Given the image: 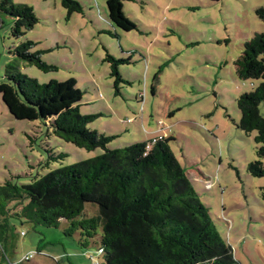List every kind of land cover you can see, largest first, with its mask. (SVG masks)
I'll return each instance as SVG.
<instances>
[{"label": "rangeland", "instance_id": "1", "mask_svg": "<svg viewBox=\"0 0 264 264\" xmlns=\"http://www.w3.org/2000/svg\"><path fill=\"white\" fill-rule=\"evenodd\" d=\"M82 13L68 15L58 0H13L31 7L37 24L20 39L10 30L13 18L0 12V83L12 60L9 51L31 41V53L55 70L44 73L20 63L19 73L40 85L73 79L82 93L79 113L97 115L87 128L114 137L109 149L172 138L170 150L193 190L210 213L217 232L240 264H264L263 178H253L255 132L237 128V99L262 82L240 80L234 63L243 46L264 32L255 10L264 0H121L120 16L107 0H76ZM106 52L128 59L119 66L115 95ZM264 117V104L259 107ZM169 114H172L171 116ZM65 154L45 166L47 151ZM47 137L40 122L18 121L0 97V185L27 184L57 168L101 155ZM84 214L97 216L86 204ZM12 230L1 242L0 264H99L101 230L83 246L78 233L58 227L9 220ZM26 256H31L25 261Z\"/></svg>", "mask_w": 264, "mask_h": 264}, {"label": "trees", "instance_id": "2", "mask_svg": "<svg viewBox=\"0 0 264 264\" xmlns=\"http://www.w3.org/2000/svg\"><path fill=\"white\" fill-rule=\"evenodd\" d=\"M58 1L68 15L82 13L76 0ZM120 1L107 2L112 18L117 17L115 11L120 16ZM0 12L13 18L10 34L14 39L23 37L38 22L31 7L15 6L13 0H0ZM255 14L264 26V7ZM33 46L25 41L9 51L12 60L0 83V97L9 114L18 121L40 122L47 137L53 135L79 149H101L103 153L27 184L7 180L0 185V244L12 230L10 219L48 228L64 221L65 235L78 233L83 246L101 230L98 251L103 259L99 264H240L170 150L173 139L109 149L114 137L87 128L97 115L79 113L82 93L73 79L40 85L19 73L20 63L44 73L55 70L41 61L39 52H30ZM104 61L118 95L120 85L128 83L119 66L129 64L130 58L118 60L106 52ZM234 66L240 80L262 81L237 99L240 120L236 126L246 134L256 133V160L247 172L264 179V117L259 110L264 104V32L244 44ZM47 153V167L66 157L51 150ZM260 197L264 201V186ZM86 204L98 207L97 216H85Z\"/></svg>", "mask_w": 264, "mask_h": 264}, {"label": "built area", "instance_id": "3", "mask_svg": "<svg viewBox=\"0 0 264 264\" xmlns=\"http://www.w3.org/2000/svg\"><path fill=\"white\" fill-rule=\"evenodd\" d=\"M147 149H148V147H147ZM30 258H31V256H26V257L24 258V260H25V261H28Z\"/></svg>", "mask_w": 264, "mask_h": 264}, {"label": "crops", "instance_id": "4", "mask_svg": "<svg viewBox=\"0 0 264 264\" xmlns=\"http://www.w3.org/2000/svg\"><path fill=\"white\" fill-rule=\"evenodd\" d=\"M109 0H107V2H108Z\"/></svg>", "mask_w": 264, "mask_h": 264}]
</instances>
